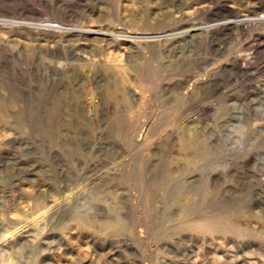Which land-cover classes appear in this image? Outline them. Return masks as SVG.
Segmentation results:
<instances>
[{
  "label": "rangeland",
  "instance_id": "obj_1",
  "mask_svg": "<svg viewBox=\"0 0 264 264\" xmlns=\"http://www.w3.org/2000/svg\"><path fill=\"white\" fill-rule=\"evenodd\" d=\"M213 24L208 38L187 43L181 68L159 69L155 91L144 96L150 100L146 110L151 106L162 118L158 103L168 99L180 74H215L218 224L200 228L178 214L187 208L198 217L212 208L208 153L202 173L170 178L169 190L153 196L148 217L118 223L48 219L40 193L42 46L71 45L88 29L118 26L159 36ZM152 45H145L148 55L160 61L163 52ZM141 57L137 53L135 65ZM168 168L153 166L146 180L159 185ZM183 188L181 201L176 197ZM188 190L202 196L192 202ZM12 262L264 264V0H0V264Z\"/></svg>",
  "mask_w": 264,
  "mask_h": 264
},
{
  "label": "bare ground",
  "instance_id": "obj_2",
  "mask_svg": "<svg viewBox=\"0 0 264 264\" xmlns=\"http://www.w3.org/2000/svg\"><path fill=\"white\" fill-rule=\"evenodd\" d=\"M216 25L159 36L118 26L88 29L81 30L84 37L71 45L42 46L40 193L48 219L118 223L148 217L153 196L160 189L169 190L170 178L184 181L190 173H202L208 153L212 208L198 217L187 208L178 214L198 221L200 228L218 224L215 201L220 140L215 74L211 70L180 74L169 85L168 99L158 103L165 114L162 118L151 106L146 110L150 100L144 96L155 91L159 69L178 68L187 43L203 35L208 38ZM149 44L162 50L163 59L148 55L145 45ZM137 53L142 57L135 65ZM173 101H180V108L170 107ZM51 121L55 123L52 130ZM160 164L169 168L161 174L160 186L151 185L146 175ZM181 190L176 199L184 201L181 196L187 191ZM188 193L192 202L195 196H202L198 190ZM141 203L146 206L143 211Z\"/></svg>",
  "mask_w": 264,
  "mask_h": 264
}]
</instances>
